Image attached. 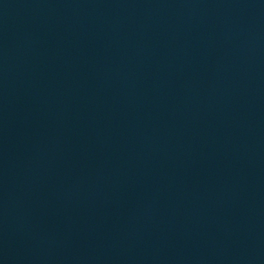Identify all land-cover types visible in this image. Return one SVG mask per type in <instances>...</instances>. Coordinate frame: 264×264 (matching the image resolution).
Instances as JSON below:
<instances>
[{
  "label": "water",
  "instance_id": "obj_1",
  "mask_svg": "<svg viewBox=\"0 0 264 264\" xmlns=\"http://www.w3.org/2000/svg\"><path fill=\"white\" fill-rule=\"evenodd\" d=\"M0 264H264V0H0Z\"/></svg>",
  "mask_w": 264,
  "mask_h": 264
}]
</instances>
